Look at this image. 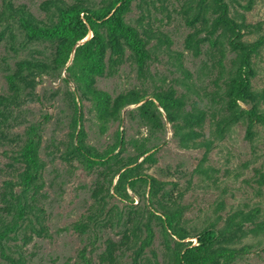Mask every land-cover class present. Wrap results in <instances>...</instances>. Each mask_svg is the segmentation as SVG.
<instances>
[{"label":"trees","instance_id":"1","mask_svg":"<svg viewBox=\"0 0 264 264\" xmlns=\"http://www.w3.org/2000/svg\"><path fill=\"white\" fill-rule=\"evenodd\" d=\"M131 1L102 0L93 5L88 0H70V3L45 0L38 5V10L43 14L38 18L24 5L14 6L8 0H2L0 45L11 52L15 60L13 68L4 75L7 94H0V145L6 141L15 145L10 157L18 167L13 173L14 177L3 180L0 186V257L7 264H24L20 255L14 259L4 251L21 225L37 236L45 234L43 210L36 204V197L40 196L39 191L43 186L41 171L44 167L39 157L40 125L26 122L22 133L9 139L11 122L17 121L13 113L16 115L15 110L21 102L33 99L36 78H54L61 73L64 75L62 82L65 85L71 83L73 90L66 93L64 99L71 106L72 116L65 150L60 158L66 162L76 161L86 172L96 173L89 194L92 211L83 221L74 224L73 229L78 234H85L95 228L112 226L108 210L104 211L106 200L114 196L129 202L127 190L142 199L144 192L139 193L137 188L148 187L147 205L142 213L134 212V218H129L132 215L126 213L128 228L123 223L124 229L116 242L104 240V249L98 254L99 264H116L117 254L122 255L125 251L132 255L131 264H140L143 249L151 243V221L159 227L163 238L171 239L173 244L167 264H232L252 248L249 245L235 247L239 238L245 233L257 234L264 230V222H255L258 210L251 209L234 211L219 229L209 225L191 233L180 224L181 209L176 207L174 201L170 202V194L163 189L164 183L144 175L140 163L136 162L142 156V163L153 162L151 155L155 147L146 149L143 144L137 148L135 145L136 155L122 159L118 158V153L111 155L115 148L120 147L121 150L123 146V141L117 135L114 144L103 153L84 143L85 135L78 125L81 118L77 114L78 101L89 102L102 124L116 120L121 108L138 104L131 112L138 125L147 130L149 139L164 130L160 109L171 126V136L178 148L203 147L202 157L212 145V141L203 138L201 132L206 117L213 121L215 130L212 135L217 138H221L229 126L241 121L245 126L244 138L251 142L253 126L264 125V110L260 107L264 101V91H256L251 86L254 76L252 58L264 47V37L258 36L252 42L241 39L240 32L249 34L252 27L238 23L229 16V7L238 4L239 0H209L203 7L200 6L202 2H198L194 7L193 21L189 24H198V27L184 39L185 49L192 50L196 55L203 41L215 44L216 40L210 38L218 31V37L225 38L228 51L234 54L227 67L221 65L220 59L217 60L218 76L221 72L225 74L223 88L215 86L217 90L203 93L204 97L209 96V104L217 107L215 113L208 116L207 109L197 107L189 94L193 97L196 95L199 100L201 96L194 90L185 71L181 79L172 81L184 89L185 92L179 95L172 87L161 88V85L155 87L149 96L144 92L128 90L110 97L107 92L96 89V80L113 75L124 60L132 63L137 78L149 76L146 67L152 59L150 41L155 39L161 44L168 43L165 36L152 31L147 24L142 25L139 19L136 26L125 21L124 16L129 11ZM244 1V8H249L252 0ZM202 32H205L204 37H199ZM88 34L90 37L81 42ZM39 46L47 53H41L37 49ZM24 51L27 56L18 58L17 55ZM1 61L5 63L6 57H2ZM239 103L246 108L242 109ZM129 118H133L131 113ZM195 172L205 174L199 168ZM120 217V214H116L117 224ZM244 225L253 227L245 232ZM187 238H193L195 245L183 242ZM15 249L19 251L20 248ZM83 263L90 264L88 260Z\"/></svg>","mask_w":264,"mask_h":264},{"label":"rangeland","instance_id":"2","mask_svg":"<svg viewBox=\"0 0 264 264\" xmlns=\"http://www.w3.org/2000/svg\"><path fill=\"white\" fill-rule=\"evenodd\" d=\"M8 1L14 6L24 5L38 18L43 16L38 10V5L45 0ZM63 1L70 3V0ZM88 1L96 5L102 0ZM200 1L201 7L209 3V0H132L129 11L124 16L125 21L136 26L139 19L142 25L147 24L152 31L165 36L168 43L161 44L155 39L150 41L152 59L146 67L149 76L137 78L132 63L124 60L113 75L97 79L94 87L107 92L110 97L128 90L144 92L149 96L158 85H161V88L170 86L179 95L185 91L172 81L181 79L182 72L185 71L190 76L189 81L194 90L201 96L199 100L196 95L193 97L189 94L197 103V107L207 109L208 116L212 112L215 113L217 107L210 105L209 96L206 98L203 93L215 91L217 86L223 88L225 74L221 72L220 77L218 76L217 60L220 59L221 65L227 67L234 54L228 51L225 38L218 37V31L210 38L216 40L215 44L203 41L196 55L192 50L185 49V37L198 27V24L193 26L189 24L193 21L194 7ZM1 3L2 0L0 6ZM244 6L245 1L239 0L238 4L232 5L228 10L232 19L252 27L249 34L240 32L241 39L252 42L258 36L264 37V0H252L249 8ZM206 9L211 13L208 6ZM204 34L205 32H202L199 37H204ZM37 49L43 54L47 53L40 46ZM17 56L18 58L27 56V52L24 51ZM2 57H6L5 63L1 61ZM14 60L12 53L0 45L2 95L7 94L4 75L13 68ZM252 63L254 76L251 79V86L254 90L262 92L264 47L252 58ZM63 76L61 73L54 78L40 76L35 79L33 99L21 102L19 108L15 110L16 115L13 113V117L17 116L18 122L25 124H18L16 120L11 122L12 127L8 134L9 139L21 134L26 122H36L40 125L39 157L44 167L41 171L43 186L39 191L40 196L36 197V204L43 210L42 225L45 234L37 236L25 225H21V229L8 242V249L4 250L6 255L14 259L20 255L24 264H84V260H88L90 264H99L98 254L104 249V240L116 242L124 229L123 223L125 227L129 226L125 221L126 213L132 215L129 218H134L133 213H142L147 205L148 187L137 188L139 193L144 192L142 199L127 190L131 202L114 196L106 200L104 211L108 210L107 215L113 221L112 226L95 228L86 231L85 234H78L73 229L74 224L83 221L92 211L89 194L96 173L86 172L76 161L66 162L60 158L65 150L72 116L71 106L64 99L66 93L73 90L71 83L65 85L62 82ZM78 102L77 114L81 117L78 125L85 135L84 143L98 153L107 151L114 144L116 135L123 141V146L121 150L120 147L115 148L111 155L118 153V158L125 159L136 155L135 145L136 148L141 144L146 149L155 147L151 155L153 162L142 163L144 156L138 158L136 162L140 163L144 175L164 183L163 189L170 194V202L174 201L176 207L181 209L180 224L189 232L198 231L209 225L219 229L225 219L237 210L257 209L255 222H264V125L253 126L251 142L244 138L245 126L241 121L229 126L221 138H217L212 135L215 130L213 121L206 117L201 132L203 138L212 141V145L202 157L203 147L187 150L178 148L176 140L171 136V126L165 121L160 109H158L160 121L164 130L149 139L147 130L138 125L132 113L138 104L121 108L116 120L102 124L89 102ZM239 106L242 109L246 108L240 103ZM260 107L264 110V101ZM130 113L132 119L129 118ZM13 149L15 145L7 141L0 145V186L3 180L13 178V173L18 169L10 157ZM198 168L205 174L195 172ZM116 214L121 216L118 224L115 222ZM150 226L151 243L149 247L143 249L139 262L167 264L173 245L171 239L163 238L159 227L153 221L150 222ZM252 227L244 225L243 231L247 232ZM186 241L190 244L195 242L193 238L183 240ZM242 245H249L252 248L249 253L236 259L232 264H264V230L257 234L245 233L235 247ZM15 247L20 248L19 251H16ZM131 257L128 251L119 256L117 254L116 264H131ZM0 264L7 263L0 257Z\"/></svg>","mask_w":264,"mask_h":264},{"label":"bare ground","instance_id":"3","mask_svg":"<svg viewBox=\"0 0 264 264\" xmlns=\"http://www.w3.org/2000/svg\"><path fill=\"white\" fill-rule=\"evenodd\" d=\"M90 37V34H88L81 42L86 41Z\"/></svg>","mask_w":264,"mask_h":264},{"label":"clouds","instance_id":"4","mask_svg":"<svg viewBox=\"0 0 264 264\" xmlns=\"http://www.w3.org/2000/svg\"><path fill=\"white\" fill-rule=\"evenodd\" d=\"M195 241V240H194ZM193 245H195V242L193 243Z\"/></svg>","mask_w":264,"mask_h":264}]
</instances>
